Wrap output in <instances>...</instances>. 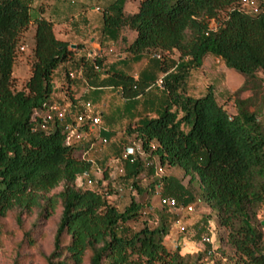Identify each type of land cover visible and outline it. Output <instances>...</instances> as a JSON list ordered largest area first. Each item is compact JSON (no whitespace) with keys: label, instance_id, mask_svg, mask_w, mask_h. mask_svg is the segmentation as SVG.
I'll return each instance as SVG.
<instances>
[{"label":"trees","instance_id":"16d2710c","mask_svg":"<svg viewBox=\"0 0 264 264\" xmlns=\"http://www.w3.org/2000/svg\"><path fill=\"white\" fill-rule=\"evenodd\" d=\"M127 1L93 0L101 14L102 43H115L129 28L137 36L125 49L137 60L144 54L179 53L175 69L161 83L167 92L164 109L128 128L151 152L146 160L139 156L125 163V177L133 178V190L141 198L133 196L120 209L101 189L78 186V178L93 166L83 155L86 144L67 143L69 120L44 128L34 118L37 110L56 101L52 94L60 65L72 62L71 69L66 67L71 79L69 73L80 69L84 75L101 72L104 59L74 56L69 42L57 38L54 21L34 17L33 0H0V220L12 211L20 223L35 211L49 218L59 209L47 264H198L199 256L182 254L180 246L167 247L173 223L167 207L157 211L156 225L150 217L138 227L131 225L147 209L153 211L150 200L158 187L179 205L196 200L177 177L156 175L150 163L155 156L162 166L180 167L191 183H199L198 198L217 212L221 244L234 252L236 264H264V225L258 219L264 210V124L259 119L264 112V4L254 12L243 8L241 0H140L130 13ZM32 21V73L17 89L13 68ZM210 54L245 77L230 96L236 112L230 113L212 89L199 97L185 93L190 72L202 67ZM121 79L128 97L141 93L134 77ZM144 172L157 177L148 187L139 181Z\"/></svg>","mask_w":264,"mask_h":264},{"label":"crops","instance_id":"0c3cea01","mask_svg":"<svg viewBox=\"0 0 264 264\" xmlns=\"http://www.w3.org/2000/svg\"><path fill=\"white\" fill-rule=\"evenodd\" d=\"M128 1L125 7L127 12ZM51 2H53V6L47 7L50 5L49 0H33L32 13L34 17L43 15L54 21V31L57 38L69 42L74 56L87 55L88 59H94L98 56L104 59L101 72L84 75L85 71L80 69L78 72L74 71L76 75L74 79H69L66 76V67L70 69L73 67L70 61L63 63L55 71V90L52 99L59 102H70L73 105L78 102L91 101L95 104L94 113L102 118L100 127L95 128L96 134L84 141L86 151L83 155L93 163L92 169L90 173L80 176L78 181L84 179L89 187L99 180H103V183L109 181L114 185H119L120 190L124 189L132 195L128 199L124 196V193L121 194L129 201L127 203L129 204L136 193L133 192V178L126 179L124 169L126 161L135 157L132 148L136 136L129 133L128 128L134 126L137 120L143 116L156 117L164 109L167 103V92L161 82L168 72L175 69V60L179 58V53L175 51L177 56L173 52L166 54L165 57L144 54L137 60L125 49L118 58L109 56L106 51L107 48L113 51V47L118 44L119 46L123 44L126 48L127 43L134 41L137 32L126 28L134 32L132 40L127 39L126 29H124L120 39L115 43H102L101 14L93 6V0H71L63 2L60 7L57 6L58 2L56 0ZM90 9L91 11H89ZM35 34L36 24L32 21L22 36L13 68L17 89H22L25 86L32 73ZM123 37L127 41H123ZM73 44L76 47H72ZM87 48L89 49L87 50ZM121 75L134 77L138 81L137 84L141 89V93L134 97H128L124 91V82ZM244 81L245 77L242 73L227 67L224 60L210 54L205 58L202 67L193 69L190 72L185 84V93L199 97L212 89L220 102L221 100H228L232 105L233 112H236L234 99H231L230 96L243 85ZM259 119L264 124V112ZM103 138L107 139L106 143L102 142ZM92 142L94 147L90 148ZM126 151L129 152L128 157L125 155ZM147 156L148 153L145 151L141 155V159L146 160ZM150 163L155 164L156 175L160 176L157 171L158 166L162 165L157 157L153 156ZM163 169V174L167 173V175L175 176L180 180L182 175L186 176L185 171L180 167L163 166ZM116 173L124 177V182L112 181ZM89 180L92 183H89ZM187 188L196 196V200L188 205L181 204L180 206L187 209V206H193L194 202L200 203L202 206L199 218H202L204 213L212 215L217 224V231H222L218 225L217 212L198 198V192L194 190V187ZM155 199H157V196ZM151 209L153 212L160 210L158 201ZM175 223L179 224L180 220L176 219Z\"/></svg>","mask_w":264,"mask_h":264},{"label":"rangeland","instance_id":"374dc122","mask_svg":"<svg viewBox=\"0 0 264 264\" xmlns=\"http://www.w3.org/2000/svg\"><path fill=\"white\" fill-rule=\"evenodd\" d=\"M49 0L50 5L47 7H52L53 2ZM58 2L57 6H61L63 2H69L71 0H56ZM140 0H129L127 4L128 12H134ZM94 5V4H93ZM90 8V7H89ZM88 8V9H89ZM91 11V9L89 10ZM216 26V21L213 20L211 27ZM134 32L129 29H126L127 39L132 40L134 38ZM107 47V46H106ZM30 49V48H29ZM89 48H87L88 50ZM109 56L115 58L120 57V53L125 51V46L119 44L116 47H113V51L110 48L106 50ZM177 56V53L174 52ZM209 85V83H208ZM221 103L225 105V108L233 113L232 105L228 100H221ZM159 114V113H158ZM157 114V115H158ZM156 115V116H157ZM148 153V158L151 157V152ZM167 175L166 174H161ZM124 177L121 174H114L112 179L115 181L124 182ZM156 176H149L145 173L140 175L139 181L144 187H148L151 182L156 180ZM182 182L187 187H194V190L198 192L199 183H191L190 177L181 176ZM78 186L82 188H99L101 191L106 192L109 199L114 202L120 209H124L126 204L129 202L127 199L121 196L124 193V196L130 199L131 194L127 193L124 189L120 190L119 185H114L112 182L107 181L99 185L98 182H95L91 187L86 185L85 180H77ZM61 186L56 188L54 191H59ZM159 189L151 198V204H156L157 201L160 205V209H163V206L160 204V196L162 188ZM112 192V194H109ZM129 192V190H128ZM135 192V191H133ZM136 193V192H135ZM157 196V199H155ZM137 198H141L136 193ZM194 210L189 211L188 209L181 207L180 205L171 210V215L173 218L172 227L170 233L165 238V243L170 250L176 249L178 246L181 247L182 254L192 253L196 256H199L198 264H236L235 259L233 258L234 252L230 250L227 246H223L220 241L221 231H217V224L212 215L208 213L202 214L200 216L201 204L194 202ZM159 210V209H158ZM147 214L141 218L138 222H132L131 225L134 227L140 226L141 222L148 217H150V222L154 225L157 224L158 214L156 211L149 213L147 209ZM60 218V210L58 209L51 217L43 218L38 215L35 211L32 215H24L23 221L20 223L18 221L17 211H12L4 219L0 220V264H47L45 256L50 254L54 248V238L56 230L58 227V222ZM179 219L180 223L176 224L175 220ZM258 219L261 220L264 225V210H261L258 214ZM207 220V224L203 221ZM202 224L204 229L200 233L198 229L201 227L198 224ZM207 225V226H206ZM206 226V227H205ZM182 227H185L183 230ZM204 237H210L211 241H204ZM30 239L33 241H30ZM211 244L212 248L207 250V244ZM222 248L223 251L219 250ZM88 264V263H86Z\"/></svg>","mask_w":264,"mask_h":264},{"label":"built area","instance_id":"2783aa9c","mask_svg":"<svg viewBox=\"0 0 264 264\" xmlns=\"http://www.w3.org/2000/svg\"><path fill=\"white\" fill-rule=\"evenodd\" d=\"M241 6L243 8H249L254 12L260 10L261 4H264V0H241ZM99 68V67H97ZM71 79L75 78L74 72H70ZM162 83V82H161ZM95 104L91 101L78 102L73 105L70 102L55 101L51 105L39 109L36 111L34 118L41 120L43 127L46 128L49 123L56 120L67 121L65 125L67 143L70 145H78L83 143L87 138L96 134V127H100L102 118L100 115L94 113ZM100 131V130H99ZM103 143L107 142L106 138L102 139ZM94 147V143L90 145V148ZM135 157H141L145 152L142 147L141 141L136 140L132 148ZM126 157L129 156V152L126 151ZM163 166H158L157 173L163 174ZM124 171V170H122ZM89 183H92L89 180ZM160 203L163 207H167L169 210H174L179 206V202L174 196L162 195L160 196ZM189 211H193V206H187ZM184 230L185 227H182ZM204 241L210 242V237H204Z\"/></svg>","mask_w":264,"mask_h":264},{"label":"water","instance_id":"95a60500","mask_svg":"<svg viewBox=\"0 0 264 264\" xmlns=\"http://www.w3.org/2000/svg\"><path fill=\"white\" fill-rule=\"evenodd\" d=\"M72 47H76V45H75V44H73V45H72ZM263 223H264V221H263Z\"/></svg>","mask_w":264,"mask_h":264}]
</instances>
